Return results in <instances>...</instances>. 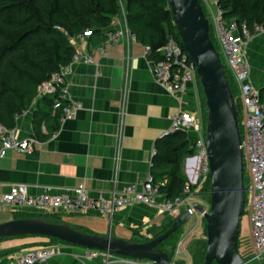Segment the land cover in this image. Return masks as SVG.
<instances>
[{"label":"crops","instance_id":"0c3cea01","mask_svg":"<svg viewBox=\"0 0 264 264\" xmlns=\"http://www.w3.org/2000/svg\"><path fill=\"white\" fill-rule=\"evenodd\" d=\"M201 2L205 9L218 6V0ZM111 27L96 34L92 41L88 33L70 39L76 53L83 57L69 64L67 72L69 100L66 104L79 105L75 117L62 120L61 110L59 127L55 129L54 123L47 137H44L48 132L44 125L38 131L35 129L33 117L43 97L35 99L30 109L16 117L15 131L20 138L32 139L33 147L27 152L11 149L0 158V198L15 183H26L32 195L45 191L71 193L79 185H84L91 197H97L100 192L107 197L120 195L127 185L137 183L140 187L150 172L161 170L153 166V151L157 140L170 130L176 113L181 110L193 113L205 128L200 81L191 84L182 98L171 95L156 81L151 62L154 57L146 54L144 44L129 37L121 39L116 46L107 44ZM88 55L92 59L90 63L84 60ZM247 55L251 63V82L260 89L264 85V33L252 37ZM188 134L194 145L199 130L191 128ZM196 154L197 151L184 161L188 181L195 175L197 160L193 158ZM23 213L56 214L85 233L111 234L134 241L150 240L161 234L170 219L157 208L142 203L121 208L112 216L96 211L53 213L7 206L0 210V223ZM202 219L198 215L197 225ZM205 229L204 225L199 230L195 227L186 231L180 240L188 245L192 236L203 239ZM250 232L253 234L252 225ZM59 242L41 235L2 238L0 264H14V255L22 250ZM63 244V253L50 258L47 264H135L137 261L103 251L93 258H85L91 248Z\"/></svg>","mask_w":264,"mask_h":264},{"label":"built area","instance_id":"2783aa9c","mask_svg":"<svg viewBox=\"0 0 264 264\" xmlns=\"http://www.w3.org/2000/svg\"><path fill=\"white\" fill-rule=\"evenodd\" d=\"M206 15L210 26L214 28V36L220 46L234 82L237 86L242 108L238 112L244 125L242 132V147L244 160L248 166L250 181L246 184V210L250 212L252 232L255 239V247L248 262L264 261V98L260 95V89L251 82V63L247 55V47L252 37L264 33V26L255 25L251 32L247 23H239L233 19L226 21L223 11L218 6L208 9ZM107 32V44L116 46L124 37L136 38L130 30L126 12L116 17ZM88 33V32H86ZM239 33V35H237ZM147 55L152 49L145 45ZM156 55L161 58L151 60L152 70L156 81L161 84L171 95L183 97L191 84L198 83L196 63L191 58L183 44L175 36L170 35L165 44L158 48ZM83 57L76 54L74 60ZM88 63L92 62L88 55L84 57ZM69 67L64 66L54 71L51 77L38 86L37 99L46 95H57L54 108L62 110V120L75 117L79 105L77 103L66 104L69 100V85L67 72ZM199 130V138L195 142L197 152V168L194 177L186 184L183 193L177 197H167L160 191L163 183L155 180V175L150 172L147 179L139 185L137 183L127 185L120 195L105 196L100 192L97 197H91L84 185L74 188L71 193L52 194L43 192L39 195L29 193L26 183H15L8 193L0 198V210L10 207L38 208L48 212H91L96 211L104 215L112 216L117 210L131 205L142 203L153 206L159 212L176 218L186 209H190L192 215L198 213L204 218V212H198L196 205H201L205 211H209V204L200 203L199 194L210 176L208 151L205 143V132L201 121L196 115L188 111H179L173 117L172 125L168 132L178 130ZM167 132V133H168ZM0 158L4 157L8 150L27 152L32 150L33 140L20 138L15 129L0 127ZM155 153V149L153 151ZM158 196L162 199L159 200ZM47 244L39 247L20 251L13 257L14 264H34L41 262L47 264L55 255L63 253L65 244ZM100 253L91 249L85 253V258H93ZM184 256L188 259V245L185 240H180L175 251V257ZM173 264H176L172 262ZM135 264H156L148 260H137ZM186 264H192L190 262Z\"/></svg>","mask_w":264,"mask_h":264},{"label":"trees","instance_id":"16d2710c","mask_svg":"<svg viewBox=\"0 0 264 264\" xmlns=\"http://www.w3.org/2000/svg\"><path fill=\"white\" fill-rule=\"evenodd\" d=\"M218 7L222 9L226 21L235 19L239 23L245 22L251 32L255 25L264 26V0H218ZM203 8L205 10L204 5ZM123 11L136 39L151 46L152 58H161L156 53L168 36L173 35L181 41L168 0H0V127L14 129L16 117L32 107L38 86L49 79L54 71L73 62L77 53L71 38L88 32L92 41L96 34L110 27ZM210 36L215 44L211 26ZM224 68L226 71L225 65ZM201 94L206 125L207 107L202 86ZM260 95L264 98V85L260 88ZM56 97L54 94L44 96L33 112L35 129L38 131L44 125L48 130L44 137L52 133L54 123L55 129L59 127L61 109L54 108ZM196 151L187 130L168 132L157 140L153 166L161 170L153 173L156 182L163 183L160 191L167 197H177L183 193L189 182L183 169L184 161L188 156L195 155ZM201 193L210 197V176ZM20 217H46L53 222L63 221L56 214L38 216L23 213ZM169 218L163 232L174 221ZM175 232L159 245L169 253L170 261L180 241ZM241 245L245 253L251 249L249 242L246 239L241 241L239 235V251L248 260L250 256L248 253L247 257L242 254ZM206 246L205 238L197 239L192 245L188 252L193 264L204 262ZM179 264L186 262L179 261ZM212 264L218 263L213 261Z\"/></svg>","mask_w":264,"mask_h":264},{"label":"water","instance_id":"95a60500","mask_svg":"<svg viewBox=\"0 0 264 264\" xmlns=\"http://www.w3.org/2000/svg\"><path fill=\"white\" fill-rule=\"evenodd\" d=\"M168 3L183 47L196 63L207 107L205 143L210 166V207L205 211L201 205L195 206L206 219L207 246L202 264H249L238 248L241 217L246 211V183L236 99L220 52L210 36V22L201 0ZM191 217V210L186 209L171 227L148 241L85 233L67 221L53 222L46 217H19L0 223V240L41 235L136 260L173 264L169 253L159 245Z\"/></svg>","mask_w":264,"mask_h":264},{"label":"rangeland","instance_id":"374dc122","mask_svg":"<svg viewBox=\"0 0 264 264\" xmlns=\"http://www.w3.org/2000/svg\"><path fill=\"white\" fill-rule=\"evenodd\" d=\"M206 8V7H205ZM206 11H208V8L207 9H205ZM211 33H212V35L214 36V28H213V26H211ZM215 37V36H214ZM215 39V45H216V47L218 48V51L221 53V49H220V46H219V44H218V42H217V40H216V38H214ZM221 58H222V60H223V63H224V65H225V67H226V72H227V76H228V79H229V83H230V86H231V89H232V91H233V94H234V96H235V99H236V103H237V106L239 107V110L242 108V100L240 99V95H239V92H238V89H237V86H236V84H235V82H234V78H233V76H232V73L230 72V70H229V68H228V66L226 65V61H225V59H224V56L221 54ZM200 80V79H199ZM241 119L242 118H240V126H241V131L243 132V134H244V130H245V128H244V125L242 124V122H241ZM205 130H206V125H205V128H204ZM205 130L203 131V132H205ZM197 152H198V150H197ZM197 155V154H196ZM249 181H250V174H249V170H248V166H247V164H246V162H245V183L246 184H248L249 183ZM199 198L201 199V201H203V203L205 204V201L204 200H206L208 203H209V206H210V197H209V195L208 194H205V193H200L199 195ZM198 213H195L188 221H186L185 223H183L182 225H180V227L178 228V230L175 232V233H178L177 234V237H183L184 236V234H186V231L188 232V231H190V230H192V229H194L195 227H196V230H199L200 228H201V226L202 225H204L205 226V228H206V219L204 218V219H202V221H201V223L199 224V225H197L198 223H197V217H198ZM59 218H61L62 216H58ZM203 223V224H202ZM251 217H250V212L249 211H245L244 212V214L242 215V217H241V227H240V240L242 241V239H246L247 240V242H249V246H250V248L251 249H248L247 251V253L249 254H247V253H245V249L242 247V245H241V251H242V254L244 255V256H246L247 257V255L248 256H251L252 255V252H253V250H254V247H255V239H254V236H253V234L250 232V229H251ZM179 235V236H178ZM176 238L174 237V240H175ZM192 240L189 242V244H188V251H190L191 249V247H192V245L197 241V238H195V236H192V238H191ZM204 239V238H203ZM205 239H207V237L205 236ZM180 240V239H179ZM243 243V242H242ZM241 244V243H240ZM250 250V251H249ZM190 256V255H189ZM189 262L190 263H192V260H191V258L189 257ZM179 261H185V262H188V260L184 257V256H181V257H173L172 258V260H171V262H174V263H176V264H179ZM193 264V263H192ZM249 264H263V261H259V260H254V261H251V262H249Z\"/></svg>","mask_w":264,"mask_h":264}]
</instances>
